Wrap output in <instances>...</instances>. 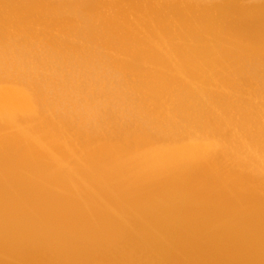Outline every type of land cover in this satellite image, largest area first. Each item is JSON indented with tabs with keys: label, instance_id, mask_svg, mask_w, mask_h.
I'll return each mask as SVG.
<instances>
[{
	"label": "bare ground",
	"instance_id": "obj_1",
	"mask_svg": "<svg viewBox=\"0 0 264 264\" xmlns=\"http://www.w3.org/2000/svg\"><path fill=\"white\" fill-rule=\"evenodd\" d=\"M124 250L264 264V0H0V264Z\"/></svg>",
	"mask_w": 264,
	"mask_h": 264
},
{
	"label": "rangeland",
	"instance_id": "obj_2",
	"mask_svg": "<svg viewBox=\"0 0 264 264\" xmlns=\"http://www.w3.org/2000/svg\"><path fill=\"white\" fill-rule=\"evenodd\" d=\"M11 214H13V212L5 213L4 216H5V217H6V216H9V217H10ZM7 218H8V217H7ZM122 236H123V234L120 235V236L118 235V237H117V235L114 236L115 239L117 240V242L115 243V245H117L118 243H119L118 245H120V244H121L120 240H121V241H122V240H126V237H125V236L122 237ZM116 237H117V238H116ZM84 240H85L86 242L88 241V235H86V236L80 241V243L77 244L76 247L79 248V247L81 246V244L85 242ZM79 244H80V245H79ZM126 252H127V253H126ZM123 253H124V254H123ZM128 254H129V251H127V250L120 251L119 253H115V254H113L114 256H113V255L108 256L109 258L107 257L108 259L106 258V260H108V261L110 260V263L112 262V264H117V261L119 260V257H120V258H121V256H122V257H126V256H128ZM116 256H118V257H116ZM115 258H116V259H115ZM112 260H113V261H114V260H117V261H116V262H115V261L113 262ZM74 264H80V263L77 262V263H74ZM121 264H122V263H121Z\"/></svg>",
	"mask_w": 264,
	"mask_h": 264
}]
</instances>
